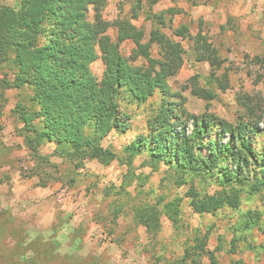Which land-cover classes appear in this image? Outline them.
<instances>
[{
    "label": "rangeland",
    "instance_id": "1",
    "mask_svg": "<svg viewBox=\"0 0 264 264\" xmlns=\"http://www.w3.org/2000/svg\"><path fill=\"white\" fill-rule=\"evenodd\" d=\"M3 4L17 6L19 0H0V6ZM135 5V0H109L104 17L131 19L143 40L148 41L154 27L148 14L164 12L161 29L185 49L183 65L170 84L182 93L188 113L195 118L214 114L233 124L244 121L250 139L264 149V0H143L138 16L132 18ZM169 8L181 12L172 16L166 13ZM87 10L93 13L92 7ZM183 26L188 27L191 38L173 33ZM108 33L115 38L116 29L112 27ZM199 33L220 58L219 77L227 73L225 90L218 82L205 83L211 66L207 60H198L199 51L201 55L207 53L195 49L200 46ZM133 48L132 42H126L122 52L130 55ZM153 54L158 56L157 46ZM92 69L102 75L101 59L92 64ZM5 76L12 78V70L0 61V80ZM198 88L212 89L214 96L206 99L193 94ZM30 95L27 87H11L0 99L5 105L0 117V264H169L194 243L199 228L203 233L210 230V249L222 247L217 251L219 264H264L262 226L242 230L228 213H196L186 196L193 177L186 176L187 182L179 184L182 178L173 168L163 162L154 166L146 154L135 155L128 163L126 146L145 132L151 107L159 98L153 104L127 108L129 128L103 140L104 146L118 155L108 165L87 160L83 169L72 171L68 160L53 154L54 144L45 145L42 153L50 162L59 163L62 171L51 178L46 176L45 186L32 175L34 161L20 135L15 110L18 102L30 106ZM191 129L192 124L188 133ZM211 135L219 141L227 140L217 129ZM61 174L62 178H56ZM194 181L202 194L219 189L217 182L197 177ZM124 182L131 184L117 195V187ZM160 196L165 201L177 196L181 212L177 224L162 215L161 228L151 234L138 223L136 213L140 205L154 203ZM241 208L231 214L254 210L262 213L264 220V190L254 196L244 192ZM233 238L237 239L235 252H230ZM204 261L210 264L208 257Z\"/></svg>",
    "mask_w": 264,
    "mask_h": 264
},
{
    "label": "trees",
    "instance_id": "2",
    "mask_svg": "<svg viewBox=\"0 0 264 264\" xmlns=\"http://www.w3.org/2000/svg\"><path fill=\"white\" fill-rule=\"evenodd\" d=\"M135 1L132 18L142 8L143 0ZM108 2L19 0L17 6H0V61L13 74L12 78L5 76L0 80V99H4L7 88L27 87L31 91L30 106L18 102L15 110L20 135L34 161L32 175H37L46 186V176L51 178L62 172L59 163L50 162L42 153L41 149L50 143L55 145L53 154L68 160L72 171L83 169L87 160L110 164L118 155L104 146L103 140L129 128V106L153 104L159 98L151 107L145 132L136 135L126 146L130 154L128 163L138 154H146L154 166L163 162L182 178L179 184L187 182L186 176L193 177L186 196L190 197L196 213H228L242 230L253 225L264 230L259 211L231 214L242 210L244 192L254 196L264 190V149L250 139L248 124L244 121L233 124L214 114L197 118L189 114L182 93L170 84L183 65L185 49L180 41L161 29L165 24L164 12L148 14V17L152 15L154 27L149 40L144 41L131 19L104 17ZM89 6L92 14L88 13ZM177 11L169 8L166 13L173 16ZM112 27L116 29L115 38L108 33ZM173 33L191 38L187 26ZM126 42L134 44L130 55L122 52ZM197 43L200 46L196 51H207L204 55L199 51L198 60H207L211 66L206 85L218 82L225 90L227 73L222 78L217 74L222 65L215 49L201 33ZM154 46L158 47V56L153 54ZM99 59L104 65L101 76L92 69ZM193 94L206 99L214 96L212 89L202 88ZM4 106L1 100L0 117ZM190 124L192 129L188 133ZM214 129L227 140L214 138L211 135ZM194 177L217 182L219 189L213 194H202L195 186ZM130 184L122 183L116 194L127 191ZM165 200L156 197V202L137 209L138 223L151 234L161 228L164 214L174 224L178 223L180 199L176 196ZM196 232L194 243L185 248L181 258L169 264H206L204 257H208L210 264H219L217 251L222 247H208L210 230L203 233L199 228ZM236 241V238L230 241V252H235Z\"/></svg>",
    "mask_w": 264,
    "mask_h": 264
}]
</instances>
